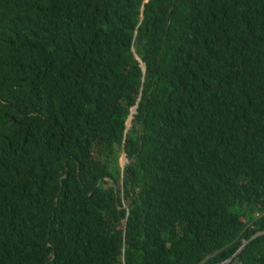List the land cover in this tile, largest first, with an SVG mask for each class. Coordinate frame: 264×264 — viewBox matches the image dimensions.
I'll use <instances>...</instances> for the list:
<instances>
[{
  "label": "trees",
  "instance_id": "trees-1",
  "mask_svg": "<svg viewBox=\"0 0 264 264\" xmlns=\"http://www.w3.org/2000/svg\"><path fill=\"white\" fill-rule=\"evenodd\" d=\"M263 231L264 0H0V264H221Z\"/></svg>",
  "mask_w": 264,
  "mask_h": 264
},
{
  "label": "water",
  "instance_id": "water-1",
  "mask_svg": "<svg viewBox=\"0 0 264 264\" xmlns=\"http://www.w3.org/2000/svg\"><path fill=\"white\" fill-rule=\"evenodd\" d=\"M136 111V107L132 109V113H134ZM130 128V118L127 122V130ZM125 156L123 158V164H122V168L125 167ZM264 236V231L263 232H258L256 235H254L249 241H247L244 245H242V247L237 251V253H235L231 258L226 259L223 263L221 264H227L231 261H233L240 253L242 254L247 248L248 246L254 242L255 240L259 239L260 237Z\"/></svg>",
  "mask_w": 264,
  "mask_h": 264
},
{
  "label": "rangeland",
  "instance_id": "rangeland-1",
  "mask_svg": "<svg viewBox=\"0 0 264 264\" xmlns=\"http://www.w3.org/2000/svg\"><path fill=\"white\" fill-rule=\"evenodd\" d=\"M123 158H124V156H122L121 159H120V164H121V166H122V164H123ZM125 162H126V160H125Z\"/></svg>",
  "mask_w": 264,
  "mask_h": 264
}]
</instances>
